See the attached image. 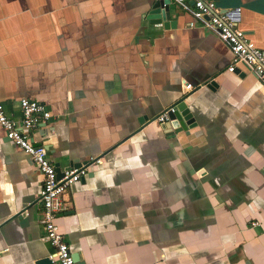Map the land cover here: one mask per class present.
I'll return each instance as SVG.
<instances>
[{
  "label": "crops",
  "instance_id": "0c3cea01",
  "mask_svg": "<svg viewBox=\"0 0 264 264\" xmlns=\"http://www.w3.org/2000/svg\"><path fill=\"white\" fill-rule=\"evenodd\" d=\"M166 1L0 0V103L46 107L29 136L60 173L99 159L54 220L76 264H264V87ZM212 2L264 52V0ZM183 90L168 135L154 118ZM40 185L0 128V264L52 253Z\"/></svg>",
  "mask_w": 264,
  "mask_h": 264
},
{
  "label": "built area",
  "instance_id": "2783aa9c",
  "mask_svg": "<svg viewBox=\"0 0 264 264\" xmlns=\"http://www.w3.org/2000/svg\"><path fill=\"white\" fill-rule=\"evenodd\" d=\"M173 1L183 10L189 11L191 21L186 25L188 28L210 31L216 34L227 47L230 62L226 72L233 73L237 66H243L264 87V52L256 48L242 31L234 27L235 21L232 13L217 10L210 0H191L189 6L184 0ZM185 89L189 91L192 87L185 85ZM18 106L20 117L14 120L6 115L0 103V128L4 132L5 138L28 157L41 176L38 200L41 206L40 222L43 237L52 248L48 260L53 264H74L72 255L54 220L58 214L65 210L64 197L69 188L79 182L86 175L88 169L98 164L99 159L89 158L83 165L69 167L57 178L54 166L47 159L46 150L43 146L33 143L29 136L32 130L49 119L48 110L42 103L29 99H20ZM174 111V106L168 107L159 113L154 121L164 124L168 121L167 114ZM249 226L255 228L259 226V223L252 221Z\"/></svg>",
  "mask_w": 264,
  "mask_h": 264
},
{
  "label": "water",
  "instance_id": "95a60500",
  "mask_svg": "<svg viewBox=\"0 0 264 264\" xmlns=\"http://www.w3.org/2000/svg\"><path fill=\"white\" fill-rule=\"evenodd\" d=\"M210 1H216V0H210ZM166 6L168 4V0L166 1ZM166 9V7H165ZM149 18L152 20L157 19V23L159 24L162 20V15L160 11V7L153 9V11L149 12ZM153 24V23H152ZM207 88L214 87V83L210 82L208 85H206ZM182 98L175 103L173 106L175 108V111L173 113L167 114L168 121L164 124H160V127L165 131L166 134L172 135L176 132H179L183 128V122H185L188 119V110L186 109L184 98L186 97L187 93L186 91H182ZM187 123V122H186ZM74 167H78V165H75ZM69 168V167H68ZM54 171L57 178L61 176L60 171L56 165H54ZM74 264L78 262V256H72ZM35 264H53L48 260L40 259Z\"/></svg>",
  "mask_w": 264,
  "mask_h": 264
}]
</instances>
